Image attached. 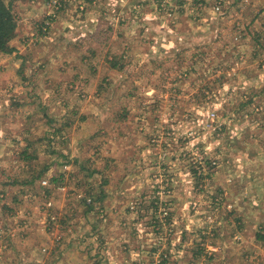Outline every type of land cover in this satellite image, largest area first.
Here are the masks:
<instances>
[{
  "label": "rangeland",
  "instance_id": "rangeland-1",
  "mask_svg": "<svg viewBox=\"0 0 264 264\" xmlns=\"http://www.w3.org/2000/svg\"><path fill=\"white\" fill-rule=\"evenodd\" d=\"M150 1L0 52V264H264V0Z\"/></svg>",
  "mask_w": 264,
  "mask_h": 264
},
{
  "label": "crops",
  "instance_id": "crops-1",
  "mask_svg": "<svg viewBox=\"0 0 264 264\" xmlns=\"http://www.w3.org/2000/svg\"><path fill=\"white\" fill-rule=\"evenodd\" d=\"M31 2H32V6L30 7L34 9L33 12L31 11V17L25 18V16L30 12V11H27L25 12L24 16H20L18 21H16V24H17L16 36L14 38L13 47H17L19 51L18 53H21V51H23V47L22 45L18 43V40L23 36L32 34L33 30L37 31L36 26L33 28L32 24L36 20L45 18L44 14H46L48 11L44 0H40V2H36V1H31ZM35 2H36V5H35ZM152 4H153V1H150V0H95L94 8L97 7V5L98 7L102 5L104 6L105 10L111 11V15H110L111 18L109 17L110 20L112 18H115L116 17L115 15H117L119 16L117 19L119 18H121L122 20L127 19L124 22L128 23V22H133V21L144 20L143 18H145L146 8L150 7ZM106 7H109V9ZM135 7L140 8L141 12L135 11L134 10ZM92 8L93 7H88L87 10L92 9ZM98 9L104 11V9H100V8ZM131 10L133 13H131ZM74 13L76 12L74 11ZM33 19H35V21L29 26L28 22L33 21ZM76 22H77L76 20H73V16L71 17V16L63 15L62 17H59V19L56 21V24L52 30L53 36L59 37L60 35H63L64 32L69 33V30H66L65 27H68V25H71V24L74 25ZM4 58L6 57H3L0 59L2 60L1 62L4 61ZM4 69L5 68L3 67L2 70L4 71ZM1 112H3V109H2V106L0 105V124L3 122Z\"/></svg>",
  "mask_w": 264,
  "mask_h": 264
},
{
  "label": "trees",
  "instance_id": "trees-1",
  "mask_svg": "<svg viewBox=\"0 0 264 264\" xmlns=\"http://www.w3.org/2000/svg\"><path fill=\"white\" fill-rule=\"evenodd\" d=\"M15 21L10 8L0 0V52H10V41L15 34Z\"/></svg>",
  "mask_w": 264,
  "mask_h": 264
}]
</instances>
